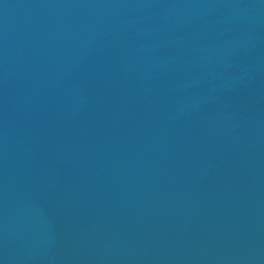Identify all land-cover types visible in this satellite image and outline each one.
<instances>
[{"label":"water","instance_id":"1","mask_svg":"<svg viewBox=\"0 0 264 264\" xmlns=\"http://www.w3.org/2000/svg\"><path fill=\"white\" fill-rule=\"evenodd\" d=\"M0 264H264V0H0Z\"/></svg>","mask_w":264,"mask_h":264}]
</instances>
